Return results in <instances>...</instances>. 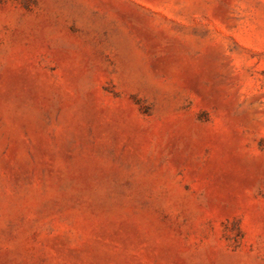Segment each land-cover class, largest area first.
Segmentation results:
<instances>
[{"label": "rangeland", "instance_id": "obj_1", "mask_svg": "<svg viewBox=\"0 0 264 264\" xmlns=\"http://www.w3.org/2000/svg\"><path fill=\"white\" fill-rule=\"evenodd\" d=\"M0 264H264V0H0Z\"/></svg>", "mask_w": 264, "mask_h": 264}]
</instances>
